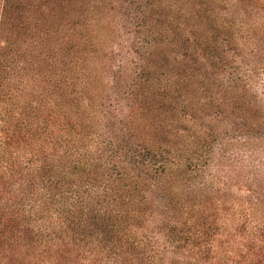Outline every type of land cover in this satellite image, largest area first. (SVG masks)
<instances>
[{
	"label": "trees",
	"instance_id": "obj_1",
	"mask_svg": "<svg viewBox=\"0 0 264 264\" xmlns=\"http://www.w3.org/2000/svg\"><path fill=\"white\" fill-rule=\"evenodd\" d=\"M0 264H264V0H0Z\"/></svg>",
	"mask_w": 264,
	"mask_h": 264
},
{
	"label": "rangeland",
	"instance_id": "obj_2",
	"mask_svg": "<svg viewBox=\"0 0 264 264\" xmlns=\"http://www.w3.org/2000/svg\"><path fill=\"white\" fill-rule=\"evenodd\" d=\"M90 7L91 9L89 10L93 13V26L103 35V39L107 38V43L110 44V47H112L114 50L118 47L121 49L124 48L127 39L130 40L133 37V34L125 33L123 29L119 27L114 32L115 34H111L110 31L114 29H111V27L117 24L116 19L112 17V15H107L105 9L102 8V10L98 4L92 5ZM114 11L116 10H112L111 13ZM113 54L115 55L117 52L114 51ZM152 62L153 65L159 70L163 65L166 64V62L171 63L173 61L166 57L165 53L159 47L155 52Z\"/></svg>",
	"mask_w": 264,
	"mask_h": 264
}]
</instances>
